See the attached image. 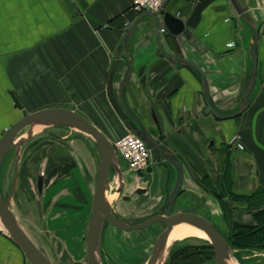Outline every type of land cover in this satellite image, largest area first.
<instances>
[{"label": "crops", "instance_id": "obj_1", "mask_svg": "<svg viewBox=\"0 0 264 264\" xmlns=\"http://www.w3.org/2000/svg\"><path fill=\"white\" fill-rule=\"evenodd\" d=\"M205 1L194 20L197 1L168 0L165 12L184 31L174 36L164 28L159 45L146 17L123 48L140 15L131 0H0V140L23 112L53 108L83 116L112 144L136 128L164 159L154 150L146 172L120 160L111 168L119 190L130 187L116 205V195L108 196L120 218L139 222L150 215L135 220L140 214L162 211L178 188L170 214L202 216L224 237L235 225L256 228L253 216L264 209V0H234L241 13L230 0ZM255 31L256 77L246 107L230 119L204 114L202 79L218 114L240 109ZM36 133L20 146L18 159L13 150L4 157L0 193L5 199L13 188L10 210L52 264H87L100 159L84 133L60 140ZM251 203L262 207L250 209ZM105 231L101 250L110 248ZM0 264H31L1 222Z\"/></svg>", "mask_w": 264, "mask_h": 264}, {"label": "water", "instance_id": "obj_2", "mask_svg": "<svg viewBox=\"0 0 264 264\" xmlns=\"http://www.w3.org/2000/svg\"><path fill=\"white\" fill-rule=\"evenodd\" d=\"M191 0H186V2H190ZM197 1L193 19L196 20L199 15V11L203 9L206 5L205 0H194ZM237 12L241 13L239 7L235 3L234 0H230ZM168 0L162 6V9L159 13H149L145 12L140 14L136 20L130 25L127 29L122 42L123 48L125 46V41L136 22L143 18H151L154 25L156 40L160 45L159 34L160 31L164 28L172 35H179L184 31L183 24L176 19L173 14L170 15L165 12V6ZM192 26V24L187 25ZM258 38V33L254 32V37L252 39V64L250 71V82L248 88L245 90V93L242 98V102L240 105V109L235 114L231 115H221L218 114L210 105V102L207 98L206 94V86L204 79L203 80V94L205 97L206 108L204 109V114L211 113L216 117V119H230L237 117L241 114L242 110L247 105V100L249 94L252 90L254 79L256 77V41ZM201 78L202 75H201ZM15 107L21 109L20 105L16 100H14ZM49 122L59 123L61 125L73 127L80 132L86 134L89 138H91L99 152L100 160L98 165L97 177L95 182V188L92 196V209L91 215L87 226L86 231V261L87 264H99L97 260V256L99 253V245L100 238L102 233L103 225L108 222L119 231L131 232L142 229L150 228L154 224H162L164 226L163 231L157 236L155 242L152 245L151 253L149 258L146 261V264H155L158 255L162 251L170 232L173 227L179 224H191L202 232L206 234L209 240V244L213 250L214 254V264H225L228 255H230V247L225 240V237L221 234V232L214 227V225L205 219L202 216L196 214L189 213H175L170 214L172 202L178 192V188L176 191L170 196L169 200L166 203V210L164 212H159L154 216L148 217L142 221L134 222L128 221L120 218L110 206V204L106 200V191L109 183V174L112 167H117L118 159L115 155V151L113 150L112 143L95 127L93 126L87 119L78 113L65 109V108H53V109H43L42 111L33 112L31 114H26L23 112V117L14 124L2 137L0 140V167L3 162L4 157L8 154L10 150H13L16 154V158H19V149L20 146L30 138L32 131L35 126H39L42 124H46ZM30 128L27 133L19 138V134L25 128ZM136 135H138L154 152L157 151L159 155V160L162 159V153L159 145L151 139V137L146 132H139L138 129H134ZM164 159V158H163ZM181 179V176H180ZM13 192V188L11 193ZM10 193V194H11ZM136 193H143L142 190H137ZM7 198H3L0 193V222L2 223L4 229L8 233L9 237L12 239L14 244L21 249L26 258L29 260L31 264H52L47 256L36 247L35 244L28 238V236L24 233V231L20 228L14 214L9 208V200L11 195Z\"/></svg>", "mask_w": 264, "mask_h": 264}, {"label": "rangeland", "instance_id": "obj_3", "mask_svg": "<svg viewBox=\"0 0 264 264\" xmlns=\"http://www.w3.org/2000/svg\"><path fill=\"white\" fill-rule=\"evenodd\" d=\"M30 128H25L23 130L24 131H29ZM34 130H36V134L39 135H52L53 137H55L56 139H59L65 135H68L71 133H78V134H82V132H80L79 130L73 128V127H69V126H65V125H61L59 123L55 122H49L46 124H42L39 126H35ZM89 140H91V148L92 150L95 152L97 160H99V154L97 151V147L94 143V141L90 138ZM114 172L112 171L110 174L111 180H112V184L111 186H108V190L106 192V195H116L115 201L113 203H117L120 202L118 200H120V197L125 195L126 192H128V188L130 189V187H127L125 191H123L124 189L119 190L120 188V183L118 182V180L113 177ZM112 203V205H113ZM115 203V205H116ZM161 210L166 209L165 207ZM261 208H255V210H259ZM161 211H158V213ZM155 212L152 213L149 212L147 215H142L140 214V217H136L134 218L135 220H140L147 217L149 214V216H151L152 214H154ZM157 214V212L155 213ZM135 215L132 214L131 217H134ZM148 216V217H149ZM164 226L163 225H154L153 227H150V229H147L145 231L140 230L142 232L138 233L136 236H132V235H128L125 233H121L119 234L117 231H115V229L113 230V228L110 227V225L108 223H105L103 225L102 230H106V237H109L110 240V248L107 249L106 247L102 248L101 250V246L99 245V251H100V256H97V260L99 264H146L147 259L150 256L151 253V248L153 243L155 242V239L157 238V236L163 231ZM225 235V234H224ZM177 237H175L174 239H172V243L173 245L176 242H180L182 247L185 246H190V247H202V246H208L209 241L207 240H201L198 238H191V237H186L184 238L182 241H177L176 239ZM173 245L171 246L170 250L172 249ZM169 250V253H170ZM167 253V252H166ZM165 253V260L162 262V264H165L168 261L169 258V253L166 256ZM230 257L234 259V261L237 264H243L241 261H243L246 264H264V247L262 249V247H251V248H247V249H231L230 248ZM202 264H214V258L211 255V257H209V259H207L204 263Z\"/></svg>", "mask_w": 264, "mask_h": 264}, {"label": "trees", "instance_id": "obj_4", "mask_svg": "<svg viewBox=\"0 0 264 264\" xmlns=\"http://www.w3.org/2000/svg\"><path fill=\"white\" fill-rule=\"evenodd\" d=\"M250 209L261 208L259 204H250ZM254 220L258 223L256 228L233 226L234 231L230 236L225 237L228 245L232 249H247L251 247H264V209L254 214ZM176 242L169 253L168 261L165 264H202L211 255L214 258L210 245L202 247L179 246ZM243 264V261H241Z\"/></svg>", "mask_w": 264, "mask_h": 264}, {"label": "built area", "instance_id": "obj_5", "mask_svg": "<svg viewBox=\"0 0 264 264\" xmlns=\"http://www.w3.org/2000/svg\"><path fill=\"white\" fill-rule=\"evenodd\" d=\"M131 9L136 14L159 13L166 0H131ZM118 160L136 173L146 172L152 165L154 154L151 148L134 132H127L113 144Z\"/></svg>", "mask_w": 264, "mask_h": 264}, {"label": "bare ground", "instance_id": "obj_6", "mask_svg": "<svg viewBox=\"0 0 264 264\" xmlns=\"http://www.w3.org/2000/svg\"><path fill=\"white\" fill-rule=\"evenodd\" d=\"M106 200L107 202L110 204L111 203V198L106 196ZM175 237H177V241H182L183 238L186 237H193V238H198L201 240H208V237L206 236V234L204 232H202L200 229H198L197 227L191 225V224H179L176 225L175 227H173L172 231L170 232V235L162 249V251L160 252V254L158 255V259L156 261L155 264H162V262L165 260V253L169 252L171 246L173 245V243L171 242L172 239H174ZM166 253V256H167ZM225 264H237L233 258L230 257V255H228V258L225 261Z\"/></svg>", "mask_w": 264, "mask_h": 264}, {"label": "flooded vegetation", "instance_id": "obj_7", "mask_svg": "<svg viewBox=\"0 0 264 264\" xmlns=\"http://www.w3.org/2000/svg\"><path fill=\"white\" fill-rule=\"evenodd\" d=\"M165 208H166V207H165ZM165 210H166V209H163L161 212H164ZM183 239H184V238H183ZM183 239H182V240H183ZM168 253H169V252H168ZM168 253H167V254H168Z\"/></svg>", "mask_w": 264, "mask_h": 264}]
</instances>
